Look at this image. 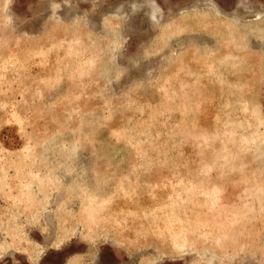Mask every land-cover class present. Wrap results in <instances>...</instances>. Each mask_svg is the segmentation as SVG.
Wrapping results in <instances>:
<instances>
[{"label":"rangeland","instance_id":"obj_1","mask_svg":"<svg viewBox=\"0 0 264 264\" xmlns=\"http://www.w3.org/2000/svg\"><path fill=\"white\" fill-rule=\"evenodd\" d=\"M0 264H264V0H0Z\"/></svg>","mask_w":264,"mask_h":264},{"label":"crops","instance_id":"obj_2","mask_svg":"<svg viewBox=\"0 0 264 264\" xmlns=\"http://www.w3.org/2000/svg\"><path fill=\"white\" fill-rule=\"evenodd\" d=\"M258 1V0H257Z\"/></svg>","mask_w":264,"mask_h":264}]
</instances>
